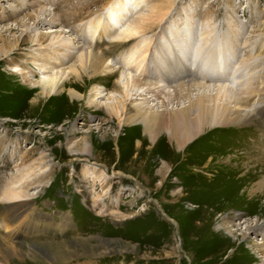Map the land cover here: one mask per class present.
<instances>
[{
	"label": "rangeland",
	"instance_id": "374dc122",
	"mask_svg": "<svg viewBox=\"0 0 264 264\" xmlns=\"http://www.w3.org/2000/svg\"><path fill=\"white\" fill-rule=\"evenodd\" d=\"M37 1L44 11L53 15L56 8H62L61 2L64 0ZM105 1L107 0H102V5ZM108 1L109 3L101 9L90 7V17L84 15L85 20L80 23L83 30V37L80 36V39L76 34L68 33L70 29L67 26L60 29L43 25L42 29H36L26 14L36 9L40 11L39 8H25L21 5L23 0H0L1 16L8 15L10 10H16L20 15L17 23L12 20L0 23V33L12 39L23 36L26 32L54 34L63 30L62 32H67L63 33V41L73 52L83 44L84 39L90 42L92 47L97 42L93 49L98 53L109 54V67L115 72L128 74L125 54L129 47H115L119 42L116 36L137 20L144 18L149 25L153 24L154 29L152 33L142 34V41L149 44L148 42L157 36L159 27L171 26L176 30L179 25L175 27L173 20L176 22L179 15L184 14L190 18L193 26H186L188 38H192L193 33L198 35L199 32L195 31L198 28L204 36L210 33L213 38L223 40V45H228L219 49L225 64L219 70L214 69L220 78L226 76V80H217L218 76L213 75L212 79H203L199 76V69L186 62V59H180L182 56L178 54V61L191 76L198 78L197 83L200 84L190 92V98L186 99L182 97L183 94L176 93L175 96L172 93L173 84L168 85L160 79V74L181 70L174 65L175 60H169L171 66L160 64V72L154 69L152 64L150 72L154 74L150 80L154 86L161 82L159 88L163 92L146 94L147 98L138 95L136 99L128 100L126 105L142 106L146 110L159 112L166 122L172 114L196 104L200 99L212 100L209 103L212 106L228 103L221 94L218 95L223 89L229 91L227 100L231 102L234 98L241 97L250 82H256L257 76L264 74V0H142L138 5L130 0L127 2L129 8L126 4L124 13L127 16L120 17L115 24H109L107 20L110 11L118 9L119 5L115 4L118 0ZM31 2L33 3V0ZM150 11H158L163 17L156 22L158 17H154L153 13L146 17ZM40 13L38 12V17ZM40 18L47 21L50 17ZM44 21L43 23H46ZM26 22L29 23L27 27ZM97 22V28L89 27ZM105 22L108 26L104 25ZM106 27L109 33L97 41L99 32H103ZM177 32L179 33L178 29ZM158 36L164 38L161 33ZM184 37L180 36V39L185 40ZM64 51L67 53V50ZM20 52L26 54L29 49L26 47ZM169 56L172 58L171 54ZM13 59L16 60L17 57L12 56L6 64L0 63V186H3L4 178L12 174L22 161L47 164L50 169L47 176L38 182L39 187L30 190L34 195L31 201L26 202L27 206L21 207L19 212L6 219L0 216V259H3L0 264H204L206 259L202 260L209 254L207 247L214 241L213 238L220 241L226 237L224 234L211 235L209 231L211 225L217 226L216 222L222 216L238 215L242 221L247 219L252 222H264V193L260 197H249L245 193V188L251 184L246 183L250 177L260 175L259 167H255L254 161L248 164L249 156L243 146L252 138L250 132L255 129L212 128L207 129L206 133H201L191 142L190 157L193 162L191 166L196 167V163H200L199 169L196 170L199 173L189 175L190 166L180 165L178 162L173 164L168 158L162 159L155 155L157 161L154 164L146 161L153 149V142L156 144L157 140L169 136L166 134L167 123L162 125L157 135L149 139L141 125L124 127L115 118H105L102 121L103 115L88 113L85 110L83 103L88 98L90 88L81 91L67 87L64 90L65 96L60 95L49 102L40 99L36 105H29L28 102L34 99L40 89L28 95L31 91L21 80L20 73L16 72L15 76L7 71L13 66L24 69L20 63L11 65ZM231 62L232 66L228 65ZM72 64L73 61L60 70L55 69L54 72L67 70ZM207 66L212 68L215 65L212 60H208ZM32 67L31 72L24 70L27 72L26 79L30 86L45 74L36 71L34 65ZM131 72L134 74L136 71L132 69ZM47 74L49 73L45 75ZM174 74L176 73L171 76ZM186 75L189 74L182 75L185 77L183 79H186ZM176 76L174 80L177 82L181 76ZM121 77L122 80L120 78L118 83L120 86L126 83L124 75ZM109 81L115 83V78L110 77L104 85H98L103 91L106 90L97 99L101 105L112 102L115 94L119 95L110 93ZM139 82L144 86L143 76ZM144 87L138 88V92L142 93ZM68 89L82 95L83 99L79 103H71L67 98ZM129 95L133 98L131 92ZM99 111L101 110L96 112ZM72 125L76 131L69 144L76 147L75 149L79 147L81 150L83 138L92 136L87 138L94 157L89 164L103 173L105 180L102 188L95 185L92 191L83 180V168L87 164L73 160L84 156L71 157L66 151V134ZM261 132L260 135H263L264 128ZM160 151L161 149L157 152ZM241 152L248 157L241 155ZM213 156L225 159L222 160L223 164L216 167L215 163H211L213 172L209 171L210 169L201 171L200 168ZM198 157H201V160ZM150 160L155 161L151 158ZM173 165L177 166L175 170L170 168ZM146 166H151L149 171L152 176ZM158 172L161 176L157 175ZM196 230L197 234L191 235ZM248 237L245 241H239L241 247L232 254L235 259L227 262L254 263L249 252L252 247L248 245L259 243L260 239L251 235ZM225 243L228 244V240ZM256 252L253 250L255 257L261 261ZM193 255L196 260L191 261ZM229 255L227 252L225 257ZM224 262L223 257L215 261V264L227 263Z\"/></svg>",
	"mask_w": 264,
	"mask_h": 264
},
{
	"label": "bare ground",
	"instance_id": "6f19581e",
	"mask_svg": "<svg viewBox=\"0 0 264 264\" xmlns=\"http://www.w3.org/2000/svg\"><path fill=\"white\" fill-rule=\"evenodd\" d=\"M23 1L26 3L23 2L21 5L25 8L32 7L34 9H40V11H37L36 9L31 13L26 14L29 22H32L31 24L36 29H42L43 25L56 26L60 29L61 27L63 29L67 26L70 29V31L68 29V33L76 34L80 39L83 37V30L80 28V23H83L82 21L85 20L84 15H87V17L91 16V12L89 11L90 7L95 6L97 8L100 7L101 9V7L103 8L109 3L108 0L105 1L103 5L102 0H64L61 2L62 8L60 10H57L56 8L55 13L50 15V12L46 10L44 11L42 9V7L39 5V1L33 0V3L31 2L32 0ZM129 1L130 0L116 1L115 4L119 5L118 9L111 10L110 13L108 12L109 20H107V23L109 22V24H115V22L117 23L120 17H126L127 15L125 16L124 13L127 9L126 4ZM141 1L142 0H133L136 5H138V2ZM28 2L31 3L28 4ZM128 5L129 4H127V6ZM17 12L16 10H10V13L6 16L0 15V23L8 20H12L17 23L19 15ZM38 12H41L39 17ZM157 12L155 13L154 11L153 13V11H150L146 17H149V14L152 15L153 13L155 15H153L154 17H158L156 18V22H158L161 17H163V15L161 16ZM41 16H43V18H50L47 21H44V19L40 18ZM43 21L46 23H43ZM173 22L175 27L179 25L176 30L172 29L171 26L170 28L165 26L159 27L156 32L157 36H155L153 40L151 39V42H148L149 44L143 42L144 39L142 34L146 32L152 33L154 29L153 24L149 25L144 18L137 20L132 26L128 27L121 34L116 36V39L119 40V42H117L118 44H116L115 47H129V50H127L125 54L127 55L126 64L127 70L129 71V73L127 72L128 74H123V72H115L109 67V64L111 63L108 56L109 54L106 52L98 53L93 49L95 45L97 46V42L92 47L91 43L84 39L83 44L77 48L76 52H73V50L63 41V30H58V32H54V34H52L53 32H35L36 34H30L31 32H26L25 35L13 37L12 39L3 36L0 33V63L6 64L9 58L16 56L17 59H13V64H9L16 65L17 63H20L24 69H17L16 66H11L12 68L7 71L12 75H15L16 72L20 73L19 76L22 78L21 80L27 84L29 87L28 90L31 91L28 95H32L34 90L36 91L40 89V91L36 93L37 95L34 96V99L28 102L29 105H36L40 99H45L47 102H49L53 98L64 95V90L67 87L78 88L81 91H85L90 88L89 95L87 96L88 98L86 102L83 103L86 107L85 110H87L88 113L92 112L99 114L100 116L103 115L102 121H104L105 118H115L119 120L118 123H122L124 127H134L136 125H141L143 132L147 135V137H149V139L154 135H157L162 125L167 123L166 126L168 125V133L166 134L169 136H167L165 139L162 138L157 140L156 144L153 142V149L151 148L152 151H150L149 158H146V161L153 162L154 164L157 161L155 160V155H158L159 158L162 159L168 158L173 164L174 162H178L180 165L182 164L184 166H190L189 169L187 168L189 175H192L193 173L196 174V170L200 167L198 166L200 163H196V167L191 166V163L193 162H191L190 157L192 156L191 142H193L201 133L203 134V132H205L207 129L212 128L244 129L245 127H251L252 129H255L253 132H250L252 138L243 145L245 153L247 152L249 157L244 152H241L243 154H240L243 156L245 154L246 157H248V164H252V161H254V163H256L255 167H259L260 171V175L250 177L251 179L246 182L248 184L250 182L252 185L250 184L245 188V193L248 194V196L250 195L260 197V195L264 193V134L260 135L262 133L261 130L264 128V74L262 76H257L258 78L256 79V82H250L248 88L241 97L237 99L234 98L230 102L227 100L228 96L230 95L229 91L223 89L222 92H218V95L221 94L222 98H224V100L228 103L224 102L222 104L220 103L219 105L212 106L209 105L212 100L210 101L209 99H200L198 102H196V104L189 105L182 111L172 114L169 117L168 122L162 119L163 115H161L159 112L146 110L142 106L128 107L126 105L128 100L130 101L136 99L138 95L146 97V94L150 95L153 92L155 93V91L159 94L163 92V90H161V92L159 88V85L162 84L161 82H155V85L157 86H154V83L152 84V81L150 80L153 78L151 76L154 74L153 72H150L152 69V64L154 65L153 68L160 72V68L164 63L166 66H171L172 63L169 60H175L174 65L178 66L181 70H171L168 74H160V79H162V82L168 85L170 83L173 84L172 93H174L175 96L176 93L183 94L182 97H185L186 99L190 98V92L194 91L200 84L197 83L198 78L191 76L190 73L186 71V68L183 66V64L178 61V54L182 56L180 59H186V62H190L194 68L199 69V76L203 77L205 80H208L209 78L212 79V75L218 76L214 69L217 68L219 70L221 67H223V64H225V61L219 52L220 48L224 46L226 48L228 46L227 44L223 45V40H220L217 37L213 38V35L210 33L204 36V34L198 31V28L196 27L195 31L201 34L199 35L198 33L197 35L196 33H193L192 38H188L189 36L188 34L186 35L187 32H185L186 26H189L190 28H193V26L190 18L186 17L184 14L179 15V20H176V22L173 20ZM28 24L26 22L25 27H27ZM92 24L89 27H98V22L96 24ZM104 25L108 26L106 22ZM177 29L179 30V33L177 32ZM108 30L106 27L103 32H99L97 41L100 39L102 40L101 36L108 34ZM159 33L163 34L164 38H159ZM180 36L181 38L182 36H185V40L180 39ZM26 47L29 49V52L22 54L20 50ZM33 47L35 48L33 49ZM64 50H67V53H65ZM170 54L172 55V58L169 56ZM121 55L120 57H122ZM183 56H187V58ZM208 60H212L215 66L209 68L207 66ZM72 61L73 64L69 66L67 70H61V72H59V70L64 65L71 63ZM30 63L34 65L36 71L42 72V74L49 73L47 75L44 74L36 83H33L31 86L29 85L30 82L26 79L27 72H24V70L27 69L29 72H31L33 67ZM232 64L233 63L231 62L228 65L232 66ZM55 69L59 70L54 72ZM132 69L136 71L134 74L131 72ZM173 73L176 74L172 75V78L171 74ZM186 73L189 75H186V79H183L185 77L182 75ZM121 75H124L126 80V83L122 84V86L118 84L120 83V78L122 80ZM175 75L181 76L180 80L177 82L174 80ZM141 76H143V80L145 81L143 85L146 86V88L139 82ZM110 77L115 78V83H110L109 81L108 85L110 87V93H118L119 95L115 96V94L114 99L112 98V102L101 105L97 99L100 98L102 96L101 93H104L106 90L103 91L98 85H104L103 83L107 80H110ZM225 77L226 76L220 78V76H218L216 78L217 80H226ZM150 86H152V88H150ZM143 87L145 88L143 89V92H138V88ZM125 88H131V90L128 91V89L126 90ZM129 92H131V96H133V98H130ZM67 98L71 103H79L83 99V96L73 90L68 89ZM98 109L101 110L99 113L96 112ZM75 131L76 128L74 125H72L71 129L66 134V151L71 157L76 155H80V157L84 156V158L76 157L73 160L75 162H83L87 164V166L83 168V180H85V182L91 187L92 191L95 185H99L102 188V185L104 184L103 181L105 180L103 173H100L97 171V169L93 168L94 166L89 164V162L94 157L90 150V146L88 145L87 138L92 136L88 135L87 137L83 138L81 142V150L78 149L79 147L75 149L76 147L74 148L69 144L74 137ZM162 148L164 149V152H162ZM159 149H161V151L157 152ZM217 156L209 158L205 165L200 168V170L206 171V169H210L209 171L213 172L214 167L211 166V163H215L214 165L216 167L223 164L222 160L225 159H221L222 157ZM150 158L155 161H151ZM198 158L201 160V157ZM200 162L203 163L202 161ZM39 165L40 164L22 161L20 166L16 167L12 174H9L6 176L7 178H4L5 181L2 182L3 186H0V216H2L4 219L8 218V216L10 217L14 213L19 212L21 207L28 205L26 202L32 200L31 198L34 194L30 193V190L32 188L39 187V185L37 186L38 182H41L47 176L46 174L50 169L47 164ZM177 166L179 165L177 164ZM177 166L173 165L175 168H170L175 170ZM235 166L236 168L238 167L237 165ZM150 167L147 168L146 166V170L148 169V173L151 175V171H149L151 169ZM157 175L161 176L159 172ZM216 225V227H214L215 225H211L209 230L211 235L218 236L224 234L226 237H223L224 239H221L220 241H216L215 237L213 238L214 241H211V244L207 247L209 256L207 255L203 260L200 258L202 261L206 259L205 261L207 262L204 261V264H215V261H219L223 257L225 262L233 259V252L241 247V243L239 241H245L249 238V235L259 237L260 239L259 243H253L251 246L247 244L249 247H252L254 251H257L256 254L260 256L259 260L261 261H258V258H256L255 254H253V250L248 249L252 257V261L254 262L252 264H264V222H252L251 220L247 219L242 221L241 216L233 215L222 216L220 220H217ZM196 234L197 230L193 231L191 235L194 236ZM226 240H228V244L225 243ZM227 252H229L230 255L225 257ZM4 258H6V255H4ZM190 260H196V257L194 258L193 255ZM0 262H3L2 258L0 259ZM228 263L229 262L226 264ZM249 263L250 261L247 263L243 261L240 264Z\"/></svg>",
	"mask_w": 264,
	"mask_h": 264
}]
</instances>
